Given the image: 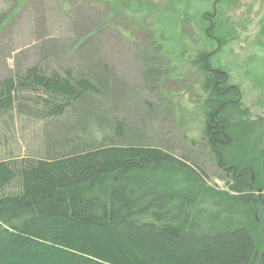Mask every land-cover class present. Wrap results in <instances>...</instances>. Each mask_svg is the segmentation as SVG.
Instances as JSON below:
<instances>
[{
    "label": "rangeland",
    "instance_id": "1",
    "mask_svg": "<svg viewBox=\"0 0 264 264\" xmlns=\"http://www.w3.org/2000/svg\"><path fill=\"white\" fill-rule=\"evenodd\" d=\"M46 62L108 78L115 96L90 93L46 119L16 109L0 115V159L60 153L66 143L157 148L195 171L140 172L150 183L137 195L190 198L198 233L260 231L248 207L229 198L236 177L224 167L250 169L253 196L264 193V0H0V78ZM226 87L230 95L215 94ZM214 116L228 141L211 149Z\"/></svg>",
    "mask_w": 264,
    "mask_h": 264
},
{
    "label": "trees",
    "instance_id": "2",
    "mask_svg": "<svg viewBox=\"0 0 264 264\" xmlns=\"http://www.w3.org/2000/svg\"><path fill=\"white\" fill-rule=\"evenodd\" d=\"M49 64L0 78V115L16 109L46 119L90 93L115 96L108 78L75 77ZM100 71L109 76L106 65ZM224 126L223 134L210 131L220 139L211 149L228 141ZM60 153L0 159V264H264V193L253 196L258 183L250 182V169L230 168L236 195L229 198L248 207L260 231L242 225L198 233L187 214L190 198L136 190L150 183L140 172L148 176L145 170L163 165L195 171L186 162L157 148L111 142L66 143Z\"/></svg>",
    "mask_w": 264,
    "mask_h": 264
},
{
    "label": "flooded vegetation",
    "instance_id": "3",
    "mask_svg": "<svg viewBox=\"0 0 264 264\" xmlns=\"http://www.w3.org/2000/svg\"><path fill=\"white\" fill-rule=\"evenodd\" d=\"M205 67L207 68V66L205 65ZM207 70H209V71H211V73H215V75H217V77L218 78H221L224 74L222 73V72H220V71H216V70H210V69H208L207 68ZM222 79V82H221V84H223V82H225V80H226V78L223 80V78H221ZM218 80H216L215 81V85H218V83H220L219 81L217 82ZM230 90H232V87H226V88H224V89H222V91H220L219 93L220 94H222V95H230L231 93V91ZM217 92H218V89H217ZM230 101H232V98H230L229 99ZM212 120H213V129H214V131H212V129H210V131L211 132H213V133H215V134H223V131H222V129H223V127H222V125L213 117L212 118ZM213 140H217V141H220V139L218 138V136H215L214 138H213Z\"/></svg>",
    "mask_w": 264,
    "mask_h": 264
},
{
    "label": "water",
    "instance_id": "4",
    "mask_svg": "<svg viewBox=\"0 0 264 264\" xmlns=\"http://www.w3.org/2000/svg\"><path fill=\"white\" fill-rule=\"evenodd\" d=\"M258 191H260V190H258Z\"/></svg>",
    "mask_w": 264,
    "mask_h": 264
}]
</instances>
